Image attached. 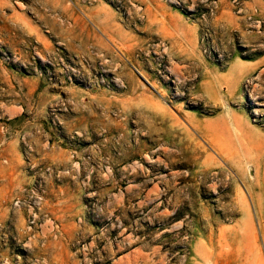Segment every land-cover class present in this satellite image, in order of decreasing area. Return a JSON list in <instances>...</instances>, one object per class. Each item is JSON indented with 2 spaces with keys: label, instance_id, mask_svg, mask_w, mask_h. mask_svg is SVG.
Here are the masks:
<instances>
[{
  "label": "rangeland",
  "instance_id": "374dc122",
  "mask_svg": "<svg viewBox=\"0 0 264 264\" xmlns=\"http://www.w3.org/2000/svg\"><path fill=\"white\" fill-rule=\"evenodd\" d=\"M0 264H264V0H0Z\"/></svg>",
  "mask_w": 264,
  "mask_h": 264
},
{
  "label": "bare ground",
  "instance_id": "6f19581e",
  "mask_svg": "<svg viewBox=\"0 0 264 264\" xmlns=\"http://www.w3.org/2000/svg\"><path fill=\"white\" fill-rule=\"evenodd\" d=\"M205 137L208 139V141H209L210 143H212V145H213L214 147H217V146H218V143H217L216 139L213 137V135H208V134H206Z\"/></svg>",
  "mask_w": 264,
  "mask_h": 264
}]
</instances>
